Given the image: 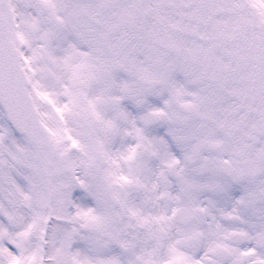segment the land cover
<instances>
[{
	"label": "snow or ice",
	"instance_id": "snow-or-ice-1",
	"mask_svg": "<svg viewBox=\"0 0 264 264\" xmlns=\"http://www.w3.org/2000/svg\"><path fill=\"white\" fill-rule=\"evenodd\" d=\"M0 264H264V0H0Z\"/></svg>",
	"mask_w": 264,
	"mask_h": 264
}]
</instances>
